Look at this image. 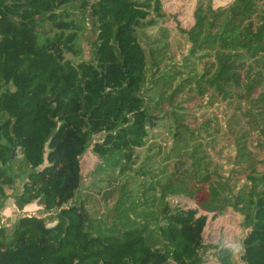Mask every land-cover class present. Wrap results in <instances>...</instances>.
<instances>
[{"label": "trees", "instance_id": "obj_1", "mask_svg": "<svg viewBox=\"0 0 264 264\" xmlns=\"http://www.w3.org/2000/svg\"><path fill=\"white\" fill-rule=\"evenodd\" d=\"M189 13L0 0V264H264V0Z\"/></svg>", "mask_w": 264, "mask_h": 264}, {"label": "rangeland", "instance_id": "obj_2", "mask_svg": "<svg viewBox=\"0 0 264 264\" xmlns=\"http://www.w3.org/2000/svg\"><path fill=\"white\" fill-rule=\"evenodd\" d=\"M163 6L166 11H169L171 13H174L175 15H178L179 19L181 20L183 25H187L190 22V11L191 7L194 3V0H162ZM230 0H213V3L215 6L224 5L228 3ZM148 18H155L154 14H149ZM159 20V19H158ZM170 42H171V50L175 61H180L182 55H184L187 52L188 44L185 42V40L179 35L178 30L174 25H170ZM148 31H155V26H149L147 28ZM98 135H96L95 138H97ZM96 161L95 155L91 151V146L83 153V155L80 157V163H81V169L82 172H85L88 170L93 163ZM22 182V181H21ZM20 182V183H21ZM19 183V184H20ZM18 184V185H19ZM12 199L8 198L4 204V207L1 209V212L5 214L0 217V219L3 222H10L15 221L16 218L20 214H39L41 216H44L41 213V205H39L36 201L31 202L27 204L23 210H18L13 202H11ZM183 202V201H182ZM0 212V214H1ZM218 220V221H217ZM217 223H223L225 231L229 233V238L233 241V247H234V255L233 259H231L232 264H239L237 257L240 252L239 242L243 236V234L247 231V229H244L240 226L237 227L236 225L241 222L240 217L235 216H219L216 219ZM49 225H53L54 222H48ZM214 225L213 227H215ZM236 261V263L234 262ZM215 262V261H214ZM208 264V262H207ZM215 264H218L215 262Z\"/></svg>", "mask_w": 264, "mask_h": 264}, {"label": "crops", "instance_id": "obj_3", "mask_svg": "<svg viewBox=\"0 0 264 264\" xmlns=\"http://www.w3.org/2000/svg\"><path fill=\"white\" fill-rule=\"evenodd\" d=\"M12 202V201H11ZM1 215H4L5 216V214L3 213V212H1Z\"/></svg>", "mask_w": 264, "mask_h": 264}]
</instances>
